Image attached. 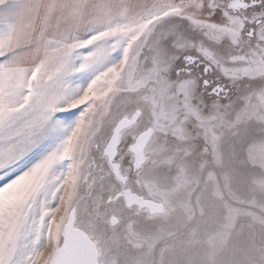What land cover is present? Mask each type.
<instances>
[{
	"label": "snow or ice",
	"instance_id": "snow-or-ice-1",
	"mask_svg": "<svg viewBox=\"0 0 264 264\" xmlns=\"http://www.w3.org/2000/svg\"><path fill=\"white\" fill-rule=\"evenodd\" d=\"M0 264H264V0H0Z\"/></svg>",
	"mask_w": 264,
	"mask_h": 264
}]
</instances>
